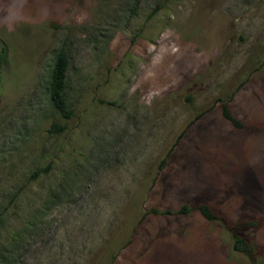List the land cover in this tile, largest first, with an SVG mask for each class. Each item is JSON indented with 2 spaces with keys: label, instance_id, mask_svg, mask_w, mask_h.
Returning a JSON list of instances; mask_svg holds the SVG:
<instances>
[{
  "label": "rangeland",
  "instance_id": "obj_1",
  "mask_svg": "<svg viewBox=\"0 0 264 264\" xmlns=\"http://www.w3.org/2000/svg\"><path fill=\"white\" fill-rule=\"evenodd\" d=\"M2 45L0 264H252L200 204L264 264V0H0Z\"/></svg>",
  "mask_w": 264,
  "mask_h": 264
},
{
  "label": "trees",
  "instance_id": "obj_2",
  "mask_svg": "<svg viewBox=\"0 0 264 264\" xmlns=\"http://www.w3.org/2000/svg\"><path fill=\"white\" fill-rule=\"evenodd\" d=\"M0 103L2 97V79H1V66L5 62L7 51L5 46H0ZM68 68V54L64 49L58 51L55 56L52 71L49 77V94L52 104L56 109L65 116L71 114L70 110L66 108V100L64 96L66 72ZM224 116L232 122L236 127H242L243 123L241 120L236 118L227 102L222 104ZM38 170L36 175H39L42 171ZM194 209L200 211V213L209 221L221 222L230 232L233 238V248L236 251L244 253L252 262V264H262V258L258 254V249L254 243H252L247 237L241 234L238 230L240 228H253L258 227L260 222L258 220L241 221L234 225L230 224L223 216L218 214L210 205L200 204L195 208L189 205H185L176 213H190ZM166 213H173L168 210Z\"/></svg>",
  "mask_w": 264,
  "mask_h": 264
}]
</instances>
